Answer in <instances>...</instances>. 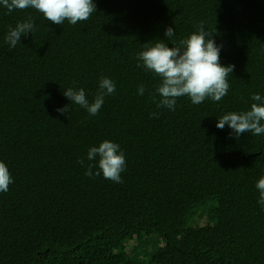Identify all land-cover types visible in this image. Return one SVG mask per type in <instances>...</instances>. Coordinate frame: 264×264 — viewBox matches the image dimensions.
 Here are the masks:
<instances>
[{
    "label": "trees",
    "instance_id": "obj_1",
    "mask_svg": "<svg viewBox=\"0 0 264 264\" xmlns=\"http://www.w3.org/2000/svg\"><path fill=\"white\" fill-rule=\"evenodd\" d=\"M93 3L76 25L0 4V162L13 180L0 193V264H264V134L216 127L264 98V0ZM29 17L33 32L12 48L9 27ZM201 21L223 45L220 64L235 66L227 95L157 108L160 79L136 56L152 41L178 45ZM101 77L116 90L96 116L63 95L83 88L91 103ZM104 140L124 153L122 183L85 175Z\"/></svg>",
    "mask_w": 264,
    "mask_h": 264
},
{
    "label": "clouds",
    "instance_id": "obj_2",
    "mask_svg": "<svg viewBox=\"0 0 264 264\" xmlns=\"http://www.w3.org/2000/svg\"><path fill=\"white\" fill-rule=\"evenodd\" d=\"M0 4L11 13L13 10L35 9L41 13L46 20L62 25L65 21L72 25L78 22L87 21L94 12H97L96 4L93 0H0ZM34 22L31 17L27 21L19 22L16 26L9 27L6 35V43L15 48L20 43L22 36H28L33 32ZM166 39L175 36L173 27H167L164 32ZM144 46L137 56L138 67H143L145 71L153 73L160 79L155 92L159 95L156 100L155 95L152 100L157 108L175 110L177 99L188 97L192 104L199 105L206 99L214 102L224 98L229 90L227 77L235 68L234 65L227 67L220 64V51L223 45L218 46L208 33L201 21L197 25V31L185 39H181L176 46L169 47L162 40L153 43L149 42ZM115 83L107 77H101L97 94L93 102H89L83 88H67L63 95L72 103L85 109L90 116H96L104 104L105 97L114 94ZM145 87H138V94L143 95ZM251 99L255 103L251 104L250 110L239 113L229 112L217 118L216 127L223 130L227 125L239 138L244 133H251L253 136L264 134V98L259 94H253ZM71 106L57 109L63 115L69 113ZM153 117L157 114L153 113ZM89 161H97L96 164L89 163L86 176H93V168L98 170L95 175H103L106 180L115 183H122L121 173L125 170V156L120 150V145L108 140H104L99 146H92L87 153ZM83 165L84 160L78 161ZM13 183L7 165L0 162V193H6L9 185ZM259 191L258 203L264 205V176L256 183Z\"/></svg>",
    "mask_w": 264,
    "mask_h": 264
},
{
    "label": "rangeland",
    "instance_id": "obj_3",
    "mask_svg": "<svg viewBox=\"0 0 264 264\" xmlns=\"http://www.w3.org/2000/svg\"><path fill=\"white\" fill-rule=\"evenodd\" d=\"M204 223V222H203Z\"/></svg>",
    "mask_w": 264,
    "mask_h": 264
}]
</instances>
